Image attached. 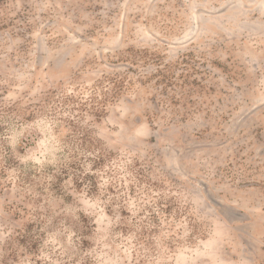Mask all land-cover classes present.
<instances>
[{"label": "rangeland", "instance_id": "1", "mask_svg": "<svg viewBox=\"0 0 264 264\" xmlns=\"http://www.w3.org/2000/svg\"><path fill=\"white\" fill-rule=\"evenodd\" d=\"M0 264H264V0H0Z\"/></svg>", "mask_w": 264, "mask_h": 264}]
</instances>
